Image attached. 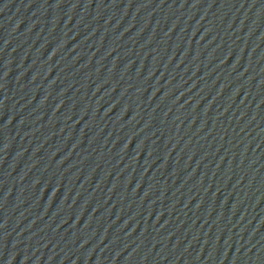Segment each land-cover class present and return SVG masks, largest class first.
<instances>
[{
    "label": "water",
    "instance_id": "95a60500",
    "mask_svg": "<svg viewBox=\"0 0 264 264\" xmlns=\"http://www.w3.org/2000/svg\"><path fill=\"white\" fill-rule=\"evenodd\" d=\"M0 264H264V0H0Z\"/></svg>",
    "mask_w": 264,
    "mask_h": 264
}]
</instances>
